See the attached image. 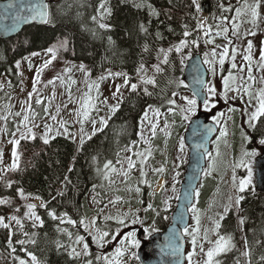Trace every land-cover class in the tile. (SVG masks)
I'll return each mask as SVG.
<instances>
[{"label":"trees","instance_id":"trees-1","mask_svg":"<svg viewBox=\"0 0 264 264\" xmlns=\"http://www.w3.org/2000/svg\"><path fill=\"white\" fill-rule=\"evenodd\" d=\"M227 1H200L202 6L208 8L205 12L209 15L211 30L216 29L218 22L222 21L221 17L226 16V11L221 10V5L225 7ZM99 2L100 0H48L50 11L56 21L54 27L51 25L28 27L15 39L8 41L0 39V77L11 71L14 72L13 66L18 58L47 48L57 39L64 38L69 41L70 58L84 63L93 79L100 78L106 73L120 71L133 80L141 64L144 68L150 67L156 62L157 53H160L161 49L174 48L182 39L187 41L185 48L190 47L193 48L192 52L200 53V50L196 48L203 42L196 30L197 10L196 8L192 10L193 5L190 0H143L142 7L134 6V4H141L142 0H108L111 15L103 21L109 25L107 29H100L98 24L91 19L96 14ZM148 5H151L158 15H149ZM141 23L145 25L147 32L140 31ZM185 31L189 32L187 37L183 35ZM93 32L96 33L95 36ZM145 46H147V51H145ZM13 48L17 51H13ZM168 60V64L159 63L161 72L153 73L151 78L155 79V86L146 85L151 95H145L142 92L127 94L107 126L82 146L64 137H56L47 144L38 138L32 142L21 143L20 169L15 172L6 171L3 174L0 182V199L11 203L13 210L19 209V213L15 216L21 220L23 228L16 225L15 221H12L11 225L14 226L11 229L0 227V263L2 261L7 263L6 257L11 256L15 264H19L21 260L24 264H32L29 260L31 257L29 253H31L37 258L38 264H86L89 260L92 264H105L103 259H96L100 255L91 248V245L89 255L86 257L82 255L78 258L69 257L68 251L71 247L79 251L80 244L73 243L75 236L86 234L84 227L79 225V221L85 219L87 223L93 215L99 214L98 210L91 209L92 198L101 202L100 207L107 203L106 191L109 183L102 178L103 165L112 161L117 167V153L120 158L126 147H130L134 144L133 142L135 144L138 142L137 131L140 119L149 105L165 113L172 107L167 104V99L175 100L178 94L185 90L183 84L177 86L175 83V81H181L183 74L184 66L181 64V59L173 50ZM220 78L222 79L221 76ZM11 79L13 81L15 75ZM173 91L177 93L175 97L172 96ZM0 100L3 98L0 97ZM233 109L236 111L232 115L230 129L234 134L239 135L242 132L240 121L237 119L240 114L237 107ZM178 113L179 109L176 107L171 112L174 130L182 133L187 123L181 120ZM39 119L42 121L44 117ZM12 128L13 126L9 123V129ZM249 131L253 138H259L258 132L250 128ZM260 131L264 132V124L260 125ZM231 146H233L232 143ZM155 153L161 157L164 165L161 140L156 145ZM220 167L222 173L226 172L224 164ZM218 170L219 168L217 170L213 168L211 175L202 180L197 191L199 195H196L195 207L205 212V215L213 209L209 207L213 199L214 204H221L220 195L230 193L229 184L226 182L225 190H221L219 186L221 180L219 181L217 176ZM135 182L143 185L137 179ZM20 190L24 193L23 197L19 194ZM239 195L244 197L240 210L245 219L244 233L250 242L249 245L257 246L261 250V255H264V242H260L259 239L254 240L251 235L253 229L256 232L255 236L257 233H262L264 198L256 195L254 189L249 188ZM37 197L46 206L44 209L35 210L41 217L43 226L33 227L32 223L25 218L24 211L27 209L22 205L25 198L34 201ZM159 199L158 195L153 199L154 211H143L144 213L138 214L144 225L149 226L151 235L164 231L170 223L169 220L167 224L163 222V211L160 209ZM131 205L139 207L138 203ZM147 205L146 200L140 207L146 209ZM5 209L7 208L0 206V216H3L7 222L9 213L4 211ZM49 211H55L58 216L66 213L67 219H72L77 223L75 226L67 223L61 224L59 219L53 220L48 216ZM232 214V211H229L221 221L220 234L234 236L235 219ZM114 222L97 221L96 229L108 231L111 237L119 227ZM153 225L154 231L151 230ZM58 228L64 231H58ZM33 233L35 235H32ZM68 233L72 234L71 238ZM9 238L12 249H15L12 253L8 245ZM20 240L25 243L23 245L18 243ZM31 240H35V243H31ZM57 242L65 247L58 250ZM91 242L92 237L90 239L85 237L84 243L91 244ZM260 257L251 260L250 263L264 264L260 261ZM214 260L219 264H237L238 258L234 250H230L223 257Z\"/></svg>","mask_w":264,"mask_h":264},{"label":"rangeland","instance_id":"rangeland-1","mask_svg":"<svg viewBox=\"0 0 264 264\" xmlns=\"http://www.w3.org/2000/svg\"><path fill=\"white\" fill-rule=\"evenodd\" d=\"M200 1L201 0H199V2ZM190 2L192 3V0H190ZM243 2L244 0H240L239 3L238 0H228L227 4L224 7L226 9H230L226 11V16L224 17L226 19L219 21L216 25V29L211 30L208 35H205V31H207L208 29H212L209 25V15L207 14V12H205V10L207 11L208 8H205V6L203 5L201 11H196V28L199 33V37L203 42V46L199 45V47H197L196 49L201 50L200 56L209 76L207 82L216 89L217 95L212 99V103H215L216 106L215 108H211L209 111L205 112L203 106L198 105L195 115L192 116L189 120L182 121H184L185 124L187 123L188 125L189 122L194 117H196L199 112H204L209 115L210 121L214 123L213 117L216 116L217 113H222V115L218 117L219 122L215 123L217 126V135H215V137L211 141L209 152L210 155L208 154L205 159V167L203 169L201 178L202 180H204L208 176L205 175V173L209 171V164L211 163L214 165L215 170L219 168L217 176L219 177V181L221 180L219 184L221 190H225V182L229 184L230 189L229 194L220 195L221 204H214V199L210 202L209 207H213V209H210L206 213V215L205 212H201L197 209L200 218L199 226L201 228L199 243L203 244L205 250H207L212 245L208 241L203 240V229H212L213 221L218 220L220 214L224 213V206L229 203V196L233 197V206L230 209V211H232L233 213V218L235 219L236 217L235 221H237L238 218H241V212H237L234 205V199L237 193L232 187L233 164L241 158L242 153L245 150L251 151L255 149L258 155L264 153V150H261V146L257 142L258 138H254L253 142H246L241 135V133L244 132L246 135L252 137V133L249 131L248 124L245 123L248 117L243 113L245 110H247L248 112L253 111L254 107L257 104L256 99L253 98L250 100L249 95L245 94L243 89L244 87H248L249 92L252 94L253 97H255L256 93H258L261 89H264V68L261 67V64L264 62L260 61V50L261 48H264V4H262L261 8L259 9L260 16L257 21V24L253 26L250 23H241L238 30L239 35L233 36L231 33V18L235 15V8L241 6ZM248 3H253V0H248ZM193 9H195V6H193L192 10ZM242 19L246 20L250 19V17H243ZM201 22L203 23L204 27L198 28V24ZM222 27L229 28L227 38H225L223 35L216 36V32L219 31ZM249 31L254 32L255 35L247 34ZM209 39H211L213 42L207 43ZM228 39L232 40V44H228ZM249 41H251L253 45V48L251 50L252 60L250 65L243 59L244 55L249 54L245 51V49L247 48V43ZM226 45L229 47V55L225 58V63L223 67H221V65L219 64L218 54L222 51L223 46ZM232 47H235L237 49V54L234 61L231 57ZM191 49L193 48L184 47L181 53H175L180 59L184 58V62L186 64V62L190 59L188 57H191L194 54ZM213 51L217 53V56L215 58L212 56ZM36 53H39V55L33 56L32 54H30L25 59H23L25 64H23V62L19 63L17 86H15L11 98L6 102L8 109L7 111H2L0 107V177H2L4 169L15 171L19 170L20 168L18 161L17 168H11V165L13 163V144L11 143L12 140H19L20 143L21 141H24L25 138H28L30 140L33 138H35L36 140L38 138L44 142L45 133L47 131L48 143L56 137H64L69 140L75 141L79 146L81 138L84 139L85 143L97 133L101 132L106 126H101V119L106 120L107 124V122L113 117L116 112L111 111L112 106L117 105L118 102L120 105L123 98L127 94L133 92L130 89V85L135 82L129 81V84L125 85V75L121 72H110L113 75H109L108 73L104 76L105 79H99L98 82H96L95 79L91 77L88 71L86 74L85 72L80 70L79 66L84 63L74 61L70 58V50L68 46L66 49H61L57 53L56 59L53 60L47 68L43 69L39 76V82L35 86L36 90L33 91V80L36 77L37 69L41 68L44 62L50 59V55L47 54L45 50ZM205 54H207V59L209 61L215 60V63H204ZM233 63H235L236 68L232 67ZM249 67H251L252 69L251 75L253 77V80L248 79ZM65 69H69V71L66 72ZM210 69H214V72L210 71ZM241 69H243V71H241ZM150 70L151 68H147L145 69V73H139L138 75H146ZM117 73H120L121 75H115ZM230 74L236 77L235 83L231 86L233 88L238 89V91L228 92L226 102L225 99L221 98V94L224 92L223 78L229 76ZM140 76L137 77V84L139 86L142 83ZM220 76L222 77V79L220 78ZM49 81L53 82L49 83ZM95 83H99L98 91L94 86ZM8 85L9 83L7 78H2L0 80V91L2 89H4V91H9ZM89 85H93L91 91L89 90ZM117 86H120L119 93H116ZM183 87L185 88V90H183V92H180L175 99L176 105L178 106H176L177 109H179V107L183 105V101L180 99V97L192 96L190 92L186 89L185 85H183ZM30 93L31 98H29ZM114 93H116L115 98L113 97ZM37 99L41 101L40 104L36 103ZM69 99L75 100V104L76 106H78V109L74 104H66ZM86 99H88L89 101V106L87 107V109L84 106V102ZM234 107H237L240 114L239 118L237 117V119L240 121V127L242 129V132L239 135L234 134L230 129L231 119L232 115L234 114V111H229V108ZM45 108L48 109L47 112L44 111ZM85 110L88 111V116L86 118L83 115ZM18 113L19 115H17ZM3 115L6 119H9L11 126L16 127V132L14 133L16 137L9 139V143L4 142L8 138H6L7 122L5 121L6 119L2 118ZM26 115L29 116V120L27 121L28 123H25L24 121V117ZM53 116L55 117V119H52ZM41 117H44L45 120L40 121L39 118ZM36 119H38V121H35ZM149 119H151L153 122L158 123L156 137L151 139L150 144H145L143 141H141L140 136L137 134L139 142L134 146L130 145V147L133 148V151H144V149L147 147H151L152 149V155L149 157L148 162L145 166V171L147 173L146 177H148V183L144 186L139 185L135 182V178L138 176V182L141 179H145L140 177L138 158L133 156L132 152L124 151L123 155L120 157L121 161H123L126 156H133V159L137 160V167L132 170L127 184L123 182V176H117L113 174L111 178L115 180V184H108V190L106 191V207H100L101 202L95 198H92L91 202V209L95 211L98 210L99 214L93 215L89 222L93 218H96V222L100 221L101 223H106L108 221L114 222L115 219L109 220L105 217L108 215H111L112 217H117L124 216L125 214H127L125 224L123 226H120L118 224L119 227L116 229V232L113 235L115 236V239H112L113 236L105 238L106 242L104 243L103 247L98 246L93 241L91 242V244L87 243L89 247L91 245V248L95 249V251L100 255L101 259H103L104 257H108L114 262V264H138L137 251L139 248L128 249L127 251H125L123 257H115L113 255L115 249L117 247H126L120 245V240L123 239L128 232L136 233V239L140 241V246L148 242V239L151 237V231L145 233L144 229L148 228L149 226L144 225L142 218L140 217V222H132L134 216L138 217L139 213H144V208H141L140 205H143L146 200L148 204L151 203L154 206L155 204L153 203V199H155V196L157 195L160 197L159 204L161 205L160 209L163 211V222L167 224L172 212L176 208L180 187L185 172V167L188 162V150L185 145L183 152H181L179 149V142L181 138H184V132L186 130L187 125L185 126L182 133L175 131L173 125V117L170 111L161 113L159 118L154 117L152 113L149 112ZM165 120H167L171 125V135L167 138L162 132L159 131V128L163 127ZM81 121L83 123H81ZM93 121H95V124H93ZM25 124L26 127L24 126ZM45 125L48 126V129L45 128ZM222 128H225L227 133L223 137L220 136V131ZM28 129H31V133L28 132ZM143 129L144 136L146 138L149 137L151 134L148 130L149 125L147 124V122L144 123ZM140 132L141 119L140 127L138 128L137 133ZM22 134L24 136L23 139H21ZM159 140H161L162 143V155L164 156L165 161L164 165L162 164L161 157L157 155V153H155L156 145ZM231 143L233 146H231ZM217 153H219V155H217ZM254 158H252L251 160L252 170ZM223 164L225 165L226 170V172L224 173H222L220 167ZM123 166L126 168V163H124ZM160 167L164 168L163 173H156L153 171L154 169ZM116 168H121V164H118ZM246 175V169H235L237 183L240 179L246 177ZM154 179L155 181L153 182ZM202 180L199 184L198 190L201 186ZM129 186L133 189L131 192L127 191V188ZM136 187L140 188L139 194H137L134 190ZM173 188L175 189V191H173ZM248 188L253 189V177L252 183L249 185ZM117 197H120L121 199L117 201L115 205L109 203L110 200H114ZM94 199L96 202H94ZM165 200H167V204L164 203ZM31 203L32 202L28 198H25L23 201V205ZM42 203L44 204L43 201L35 199V209L37 207H41ZM132 203H138L139 207H133L131 205ZM10 204L8 202L6 204L0 205L2 207H6L7 209H5L4 211H7L9 213V217L6 222L10 224L9 229L14 226L11 225L12 220H10V217L14 212L12 206L10 207ZM101 209H103V211H101ZM26 211L27 210H25L24 213ZM189 214L190 221L188 229L191 232V230L196 227V224L195 220L193 219V213L189 211ZM25 218L33 225V221L30 218L26 216ZM36 223L38 226L39 222ZM235 227L238 239V249L245 251L247 249H245L244 242L241 238L242 228L240 225L237 226L236 222ZM84 236L86 237V239H90L91 237L87 231ZM208 236L209 241L214 242L217 239V235L213 234L211 231H209ZM184 237L186 242L185 264H189L187 259V253L193 251V246L191 244V236L184 235ZM243 238H245V235ZM9 246L10 253H12V243ZM82 247L83 245L80 244L78 250L82 251ZM233 249H235V247L232 248V250ZM244 251H241L239 253V264H249L250 262V257L241 258L242 253ZM130 252H135L136 258H133L130 255ZM228 252L221 254L225 255ZM82 257L86 256L82 255ZM216 257H214V259H216ZM29 260H31V257L29 258ZM204 260V254L201 253L199 247H197L195 249V255L193 256V264H203ZM6 261L7 263L5 261H2V263L0 264H15V262L11 259V256H7Z\"/></svg>","mask_w":264,"mask_h":264},{"label":"snow or ice","instance_id":"snow-or-ice-1","mask_svg":"<svg viewBox=\"0 0 264 264\" xmlns=\"http://www.w3.org/2000/svg\"><path fill=\"white\" fill-rule=\"evenodd\" d=\"M240 2V0H238V3ZM192 4L193 6H195L196 10L199 12L202 10V5L199 2V0H192ZM264 4V0H253V3L249 4L248 0H244L243 4L241 6H238L235 8V15L231 18L232 19V24H231V33L233 36H238L239 35V27L241 23H250L253 26H255L257 24V21L259 19L260 16V12L259 9L261 8V5ZM135 7H142L143 6V0L141 2V4H134ZM149 8V15H158V13H156L155 9L152 8L151 5H148ZM221 10L222 11H227L230 9H224L223 5H221ZM26 11L29 13V15L26 16H19L17 17L18 20H22L24 22H30V21H39L41 24L44 25H51V26H55L56 21L54 19V16L52 14V12L50 11V5L47 2H44V0H41V2L39 3H35L32 4L30 7H28L26 9ZM111 15V9L110 7H108V0H100L99 5L96 8V14L93 15L91 17L93 22H96L99 26L100 29H107L109 28V25L105 24L103 21L105 20L106 17ZM243 17H250V19H242ZM222 20L226 19L224 17H221ZM204 25L203 23H199L198 24V28H203ZM219 27V25H218ZM140 31L141 32H147V28L145 27V25L143 23H141L139 25ZM211 31V29H208L207 31H205V35H208L209 32ZM229 32V28L228 27H222L220 28L219 31L216 32V36H221L223 35L225 38H227V34ZM247 34L249 35H255L254 32H248ZM96 33L93 32V36H95ZM159 35V34H158ZM185 37H187L189 35L188 31H185L183 34ZM110 42H111V38H109ZM213 41L211 39H209L207 41V43H212ZM68 39L64 38V39H57V41L52 44L51 46H49L48 48L45 49V52L47 54L50 55V59L46 60L43 64V66L41 68L37 69V73H36V77L33 80V91L36 90V84L39 82V76L40 73L43 71L44 68H47L49 64L52 63L53 60L56 59L57 57V53L61 50V49H66L68 46ZM192 43H195V41H192ZM187 41L186 40H180L179 44L175 45L174 48H169L167 50L161 49V53L163 54V59L160 61V63L163 64H168L169 60H168V54L170 52H172L173 50L179 54L181 53L182 49L186 46ZM228 44H232V40L228 39ZM253 48L252 42L249 41L247 43V48L245 49V51L247 53H249L248 55H244L243 59L248 62V64H251V50ZM145 51H147V46H145ZM236 54H237V49L235 47L231 48V57L233 59V61L236 58ZM33 56L39 55V53L33 52L32 53ZM229 55V47L223 46L222 51L218 54V59H219V64L221 65V67H223L224 63H225V58L228 57ZM212 56L215 58L217 56V53L215 51H213ZM190 58V57H188ZM260 61L264 62V48H261L260 50ZM184 63V58L181 59V64ZM204 63L209 64V63H215V60L213 61H209L207 59V54H205V60ZM17 67H19V62H17ZM80 70L85 72L87 74V70L85 68L84 64H81L80 66ZM233 68H236L235 63L232 64ZM261 67L264 68V63L261 64ZM155 72L159 73L162 71V69L160 68L159 64L154 66ZM65 71H69V69H65ZM138 74L140 72L144 71V66L143 64L140 65V67L138 68ZM198 71V68H197ZM210 71L214 72V69H210ZM241 71H243V69H241ZM252 69L251 67L248 68V79L249 80H253V77L251 75ZM109 75H113L112 73H109ZM115 75H121L120 73H117ZM59 78V77H57ZM101 80L105 79L104 76L100 77ZM236 81V77L232 76L231 74L225 78H223V84H224V92L221 94V98L225 99V101L227 102V94L228 92L231 91H238V89L233 88L231 85L234 84ZM53 81H49V83H52ZM141 82L145 85L151 84L153 86H155L156 81L154 78H150L147 76H142L141 77ZM231 82V83H230ZM175 83L177 84V86H179L180 84H182V81H175ZM196 83L198 85H200V88L198 89H193L192 90V96L191 97H187V96H182L180 97V99L183 101V105L179 107V115L181 117V120H189L191 119L192 116L195 115L197 106H198V98L201 97V95L203 94V99H202V103H203V108L204 111L207 112L209 111L211 108H215V103H212V99L217 95L216 89L214 87H212L210 84H208V82L197 78ZM124 84L128 85L129 84V80L127 78V76L125 75V79H124ZM93 85H89V90L91 91ZM95 88L97 89V91L99 90V83H95ZM130 89L131 91L135 92L137 90V84L132 83L130 85ZM245 94L249 95L250 100L255 98L257 101L256 106L254 107V110L251 112H248L247 110L244 111V115H246L248 117V119L245 121V123L248 124V127L250 129H252L254 132H258L259 133V138L257 139L258 144L261 146V150H264V132L260 131V125L264 124V89H261L258 93H256L255 97L252 96V94L249 92V88L248 87H244L243 89ZM120 92V86L116 87V93ZM145 95H151L150 92H148L147 88L144 89ZM116 93L113 94V97L115 98ZM177 95V93L175 91L172 92V96L175 97ZM29 98H31V93L29 94ZM37 104H40L41 101L39 99L36 100ZM167 104L171 105L172 107L169 108V111L172 112L174 110V108L176 107V101L174 99H167ZM84 106L87 109V107L89 106V101L88 99L85 100L84 102ZM119 107V102L117 105L112 106L111 111L115 112L118 110ZM45 112L48 111L47 108L44 109ZM229 111H236V109L233 108H229ZM149 112L152 113V115L154 117L159 118V116L161 115L160 113V109L159 108H155L152 105H149L148 108H146L144 110V114L141 117V132L138 133V135L140 136L141 141H143L145 144H150L151 139L156 137L157 135V129H158V123L157 122H153L151 119H149ZM19 115V113L17 114ZM34 115V114H33ZM84 117L86 118L88 116V111L85 110L83 113ZM222 115V113H217L216 116L213 117V122L214 123H218V117ZM52 119H55V117L53 116ZM29 120V116H25L24 117V121H28ZM147 122V124L149 125V132H150V136L149 137H145L143 134V125L144 123ZM23 123V122H22ZM81 123H83L81 121ZM93 124H95V121H93ZM101 126H105L106 125V120L101 119L100 121ZM26 127V124L24 125ZM206 132H211L212 129L208 128L206 125L203 126ZM45 128L48 129V126L45 125ZM170 128L171 125L169 124V122L167 120L164 121L163 127L159 128V131L162 132L164 134V136L167 138L171 135L170 132ZM28 132L31 133V129H28ZM226 133V129L222 128L220 131V136L223 137L225 136ZM15 135V134H13ZM242 137L244 138V140L246 142H252L253 141V137L246 135L244 132L241 133ZM24 136L23 134L21 135V139H23ZM90 138V137H89ZM11 143L13 144V149H12V156H13V163L11 165L12 169H16L18 164V156L16 153V145L19 144V140H12ZM44 143L47 144L48 143V139H47V131L45 133V138H44ZM84 143V139L81 138L80 140V144L83 145ZM135 144V142H133ZM199 147V146H198ZM179 149L181 152H183L184 150V141L181 138L180 142H179ZM124 151L126 152H132L133 156L138 158V164H139V173H140V177L144 178L147 176V173L145 171V166L148 162L149 157L152 155V149L151 147H147L144 149V151H133L132 147H126L124 149ZM210 155V154H209ZM217 155H219V153H217ZM258 155L257 151L255 149L251 150V151H247L245 150L242 153L241 158L236 161L233 164V176H232V187L233 189H235L237 195L235 196L234 199V205L235 208L237 210V212H239L241 210V203L244 199V197L242 195H239V193H244L249 185L252 183V177H253V170L251 167V160L252 158L256 157ZM133 156H126L124 158L123 161H121V159L119 158V153H117V160L116 163L117 164H121V168H116L112 161H108L103 165V170H102V178L104 180H107L108 183L110 185L115 184V180H113L111 177L113 174L117 175V176H123L124 177V183L127 184L128 179L130 177V174L132 172V170L134 168L137 167V160L133 159ZM124 163H126V168L123 166ZM214 168L213 164H209V171L205 173V175H210L212 170ZM236 168H244L247 170V175L246 177L242 178L239 180V182L237 183L236 181V176H235V169ZM156 173H163L164 172V168L160 167V168H156L153 170ZM67 179V178H66ZM139 183H144L147 184L148 181L146 179H141L139 181ZM150 186V185H149ZM163 187V186H161ZM133 189L129 186L127 188V191L131 192ZM135 192L137 194L140 193V188L136 187ZM173 191H175V189L173 188ZM20 196L23 197L24 193L22 190H20L19 192ZM62 194V193H61ZM196 195L198 196L199 193L196 192ZM38 199V197H37ZM121 198L117 197L114 200H110L109 203L112 205H115L117 203V201H119ZM94 202L95 199H94ZM8 203L7 200L4 199H0V205L2 204H6ZM165 204H167V200L164 201ZM233 206V197L229 196V203L227 205L224 206V213L220 214L219 219L218 220H214L213 221V227L211 230L205 228L203 229V240L208 241L212 246H210L207 250L204 249L203 244L199 243V237H200V233H201V228H200V218H199V213L197 208L195 207V205H190L188 210L191 211L193 213V219L195 220V224L196 227H194L191 232L189 231V229L187 227L183 228V234L186 236H191V244L193 246V251H190L187 253V259L189 264H193V256L195 255V249L197 247H199V250L201 253L204 254V256L206 257V259L203 261V264H219L218 261L214 260V257L220 255L221 253H225L228 252L230 250H232V248L235 247L234 242H233V236L231 234H220L219 230L221 229L222 225H221V221L225 218V215L230 211L231 207ZM35 205L34 204H28L27 205V211L24 213V215L28 218H30L33 221V227L37 226L36 222H39L40 226H43V221L41 220V217L39 215H37L36 211H35ZM41 207H44V204H41ZM106 207V206H105ZM148 210H155L153 208V205L151 203H149L147 205V208L144 209V211H148ZM17 211H19V209H17ZM101 211H103V209H101ZM48 216L53 219V220H57L59 219L61 224L67 223L70 225L75 226L76 225V221L72 220V219H67V214H61V215H57L55 211H49L48 212ZM106 219H115L116 223L119 225H124L126 222V218H127V214H125L124 216H117V217H112L111 215H108L105 217ZM180 220H183V216L181 215L179 217ZM10 220L15 221L16 225L20 226V228H23V225L21 223V220L18 219L15 215L10 217ZM133 223H138L140 222L139 217L134 216ZM238 223L239 225L242 226L245 223V219L244 218H238ZM79 225L84 227L85 231H87L89 233V235L92 237V241L94 243H96L98 246L103 247L104 243L106 242L107 237H109V232L108 231H101L99 229H96V218H93L90 222L85 221V219H81L79 221ZM0 227L3 228H10V224L5 222V218L3 216H0ZM151 230H155L154 225L152 226ZM58 231L63 232L64 229H59ZM145 233H147L149 231V228H145L144 229ZM209 231H211L213 234L217 235V239L212 242L209 241ZM11 235V233H10ZM32 235H35V233H33ZM69 237L71 238L72 234L68 233ZM112 239H115V236L112 237ZM85 237L82 235H76L75 239L73 241L74 244H82V251H77L75 247H71V250L68 251V255L69 257H80L81 255L83 256H88L89 255V245L87 243H84ZM31 243H35V240H31ZM18 243L20 244H24L25 241L20 240L18 241ZM11 244V240L9 238V245ZM120 245L121 246H126V247H117L115 249L114 252V256L115 257H123V255L125 254V251H127L128 249H135V248H139L140 247V241L138 239H136V233L135 232H128L127 235L120 240ZM65 247L64 245H61L59 242H57V249L59 250L60 248ZM244 247L245 249L249 248L248 245V241L245 238L244 241ZM171 248V252L173 255H179L181 253L182 250V244H171L170 245ZM13 251H15V249H13ZM250 250H245L242 255L245 257H250ZM29 255L31 256V261L32 264H38L37 258L34 255H31V253H29ZM130 255L133 258H136V254L135 252H130ZM97 260H100L101 257L97 256L96 257ZM105 261V264H114V262L112 260H110L108 257H104L103 258ZM260 261L264 262V255H261L260 257ZM20 264H24V261L21 260ZM86 264H92V261L89 260L86 262ZM237 264H239V261H237ZM250 264V262H249Z\"/></svg>","mask_w":264,"mask_h":264},{"label":"water","instance_id":"water-1","mask_svg":"<svg viewBox=\"0 0 264 264\" xmlns=\"http://www.w3.org/2000/svg\"><path fill=\"white\" fill-rule=\"evenodd\" d=\"M41 0H10L0 2V38L8 39L16 36L21 30L30 26L44 27L46 25L37 21L24 22L18 20L19 16H26V11L32 4ZM47 2V0H44ZM48 3V2H47ZM198 68V71H197ZM197 78L207 82L208 74L199 55H194L187 62L182 77L187 83L192 94L193 89L200 88L196 83ZM203 94L198 98V105L202 106ZM211 128L206 132L203 126ZM217 133V127L209 121L206 113H198L187 126L184 134V142L188 148V163L183 175V181L177 204L171 216V224L167 229L149 238V241L138 250V259L141 264H184L185 240L183 228L189 225V206L193 205L195 193L201 181L205 158L210 151V144ZM199 146V147H198ZM254 178L256 193L264 197V154L254 161ZM183 216V220L179 217ZM171 244H182L181 253L173 255Z\"/></svg>","mask_w":264,"mask_h":264},{"label":"crops","instance_id":"crops-1","mask_svg":"<svg viewBox=\"0 0 264 264\" xmlns=\"http://www.w3.org/2000/svg\"><path fill=\"white\" fill-rule=\"evenodd\" d=\"M15 132H11L10 134L13 135ZM19 154L20 156L22 157V153H21V147H20V150H19Z\"/></svg>","mask_w":264,"mask_h":264},{"label":"bare ground","instance_id":"bare-ground-1","mask_svg":"<svg viewBox=\"0 0 264 264\" xmlns=\"http://www.w3.org/2000/svg\"><path fill=\"white\" fill-rule=\"evenodd\" d=\"M202 20V19H201Z\"/></svg>","mask_w":264,"mask_h":264}]
</instances>
